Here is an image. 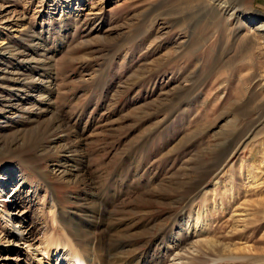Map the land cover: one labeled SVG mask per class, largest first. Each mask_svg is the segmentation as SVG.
Returning a JSON list of instances; mask_svg holds the SVG:
<instances>
[{
	"label": "rangeland",
	"instance_id": "1",
	"mask_svg": "<svg viewBox=\"0 0 264 264\" xmlns=\"http://www.w3.org/2000/svg\"><path fill=\"white\" fill-rule=\"evenodd\" d=\"M260 9L0 0V264H264Z\"/></svg>",
	"mask_w": 264,
	"mask_h": 264
},
{
	"label": "bare ground",
	"instance_id": "2",
	"mask_svg": "<svg viewBox=\"0 0 264 264\" xmlns=\"http://www.w3.org/2000/svg\"><path fill=\"white\" fill-rule=\"evenodd\" d=\"M62 166V165H61ZM58 171V170H57ZM61 171V170H60ZM68 171V170H67ZM59 173V175H61V174H65V172L63 173L62 171H61V173L60 172H58ZM66 174H67V172H66ZM70 175V174H69ZM64 177V176H63ZM8 180V179H7ZM12 198V197H11ZM89 199V198H88ZM87 206H86V208L88 207H91L92 205H90L89 203H87L86 204ZM85 206V205H84ZM84 208V207H83ZM87 208V209H88ZM85 210V209H84ZM90 210V209H89ZM79 211V210H78ZM87 212L88 211H83V212H78V213H74V212H72V214H69V215H67V217L65 216V217H63L64 218V221H66L67 223H68V225L69 226H71L72 227V225H73V227L75 228V231L77 232L76 234H78V235H83V231L84 230H88V232H90L91 233V231H93L94 230V227L95 226H93L92 224H93V222H91L90 220L88 221V223H89V225L88 226H86V221H87V219H86V221H84V218H89V217H87L86 215H87ZM85 213V214H84ZM60 215H61V213H60ZM62 215H64L63 213H62ZM95 215V214H94ZM95 217V216H94ZM67 225V226H68ZM68 227H66V229H65V231L67 230V233H69V231H68V229H67ZM70 230H71V228H70ZM85 232H87V231H85ZM88 234V233H87ZM71 244V243H70ZM72 246H71V255L75 258V262H76V264H82L81 262L80 263H78V256H80V254H82V250L79 248V250H80V252H79V250H78V252L80 253L79 255H78V252L75 250V246H74V244L72 243L71 244ZM76 245V244H75ZM77 246V245H76ZM69 249H70V246H69ZM78 249V248H77ZM82 256V255H81Z\"/></svg>",
	"mask_w": 264,
	"mask_h": 264
},
{
	"label": "crops",
	"instance_id": "3",
	"mask_svg": "<svg viewBox=\"0 0 264 264\" xmlns=\"http://www.w3.org/2000/svg\"><path fill=\"white\" fill-rule=\"evenodd\" d=\"M262 2L264 3V0H262ZM261 8H262V7H261ZM260 11L264 13V9H260Z\"/></svg>",
	"mask_w": 264,
	"mask_h": 264
}]
</instances>
